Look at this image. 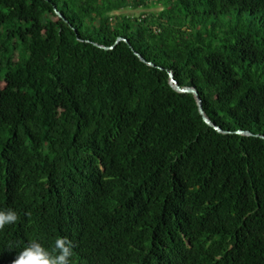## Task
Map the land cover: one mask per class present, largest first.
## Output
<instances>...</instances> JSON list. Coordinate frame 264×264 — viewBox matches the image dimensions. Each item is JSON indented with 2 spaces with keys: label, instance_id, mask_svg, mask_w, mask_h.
Here are the masks:
<instances>
[{
  "label": "trees",
  "instance_id": "1",
  "mask_svg": "<svg viewBox=\"0 0 264 264\" xmlns=\"http://www.w3.org/2000/svg\"><path fill=\"white\" fill-rule=\"evenodd\" d=\"M6 209L0 264H264V0H0Z\"/></svg>",
  "mask_w": 264,
  "mask_h": 264
},
{
  "label": "clouds",
  "instance_id": "2",
  "mask_svg": "<svg viewBox=\"0 0 264 264\" xmlns=\"http://www.w3.org/2000/svg\"><path fill=\"white\" fill-rule=\"evenodd\" d=\"M18 220L19 215L15 210H0V230L6 225L16 224ZM73 248V242L67 237L58 236L50 250L33 241L16 255L12 264H71Z\"/></svg>",
  "mask_w": 264,
  "mask_h": 264
},
{
  "label": "water",
  "instance_id": "3",
  "mask_svg": "<svg viewBox=\"0 0 264 264\" xmlns=\"http://www.w3.org/2000/svg\"><path fill=\"white\" fill-rule=\"evenodd\" d=\"M55 13H56L57 17L62 18V16H61L58 12L55 11ZM121 40L125 41L124 39H122V38L119 37V38L116 39L115 43H117V42H119V41H121ZM108 49H111V48H108ZM135 56H136V57H137L142 63H146V62L144 61V59H143L139 54L135 53ZM147 64H148L149 66H152L150 63H147ZM168 77H169V85H170V87H171L174 91H176V92H178V93H182V94H190V95H192V96L194 97V99H195V101H196V105H197V107H198V113H199V115L201 116L203 122H204L207 126L211 127L213 130H215V131L218 132V133H225V132H223L219 127H217L216 125H213V124L210 122V120L205 116L204 111H203V109H202L201 99H200L199 94H198V92H197V90H196L195 88H193V87H180V86L177 84V82L175 81V79H174L172 73H169V74H168ZM236 134H238V135H244V136H250V135H251L250 133H248V132H244V131H237Z\"/></svg>",
  "mask_w": 264,
  "mask_h": 264
},
{
  "label": "rangeland",
  "instance_id": "4",
  "mask_svg": "<svg viewBox=\"0 0 264 264\" xmlns=\"http://www.w3.org/2000/svg\"><path fill=\"white\" fill-rule=\"evenodd\" d=\"M161 7L160 6H155V7H151V8H137V9H131V8H126L123 9L121 11L115 12V15H127V16H134V17H138L140 14L142 13H147V12H157L160 11Z\"/></svg>",
  "mask_w": 264,
  "mask_h": 264
}]
</instances>
